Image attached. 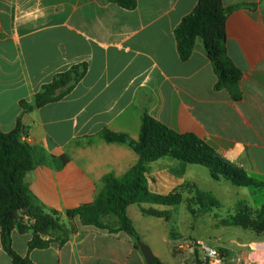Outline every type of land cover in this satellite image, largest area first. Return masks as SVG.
<instances>
[{"label":"crops","instance_id":"0c3cea01","mask_svg":"<svg viewBox=\"0 0 264 264\" xmlns=\"http://www.w3.org/2000/svg\"><path fill=\"white\" fill-rule=\"evenodd\" d=\"M198 2L137 0L136 8L128 10L109 0H0V132L13 131L21 120L37 158L41 153L70 157L63 169L41 165L27 174L40 204L60 212L76 209L95 200L106 176L122 178L139 156L101 134L108 129L138 140L144 113L178 133L199 136L264 183V0H223L227 7L242 6L228 16L226 43L230 59L243 72L239 99L228 89H216L218 77L202 39L188 60L180 57L175 31ZM75 66L87 70L68 95L25 111L23 103L34 105L44 85ZM200 167L168 157L153 162L151 189L167 194L195 185L214 195L202 188V181L212 184L202 178ZM210 178L224 184L211 173ZM184 191V199L191 198ZM252 192V198L264 202V196L259 199L264 188ZM179 206L188 211L186 204ZM151 208L169 211L170 219L146 215ZM169 208H128L139 239L163 264H203L200 252L179 250L189 236L167 227L175 215ZM144 216L147 226H142ZM31 239V233L12 234L14 251L33 264H147L125 232L84 226L79 219L63 245L29 250ZM254 245L256 240L238 244L234 262L229 248L218 249L227 250L225 264H245ZM0 264H14L1 235Z\"/></svg>","mask_w":264,"mask_h":264},{"label":"trees","instance_id":"16d2710c","mask_svg":"<svg viewBox=\"0 0 264 264\" xmlns=\"http://www.w3.org/2000/svg\"><path fill=\"white\" fill-rule=\"evenodd\" d=\"M122 8L133 10L137 0H109ZM242 6L227 7L223 0H199L195 9L186 16L175 31L180 57L186 61L192 55L197 40L202 39L218 77L216 89H228L235 99L240 98L239 83L243 72L230 59L227 43V19L233 10ZM85 66H75L58 74L51 83L42 87L35 97L34 105L23 103L25 111L41 108L63 99L86 73ZM101 137L108 143L129 145L139 156L138 163L122 178L108 175L104 178V188L90 204L65 212L49 209L39 203L31 192L26 180L27 174L41 165H52L63 169L70 161L68 155L49 156L41 153L36 157V149L26 141V132L21 120L8 133L0 132V235L4 250L14 264H33L29 256L22 257L13 249L12 234H32L29 250L45 249L53 243L60 245L69 240V228L75 219L84 226H94L110 232H125L135 242L137 231L128 215L132 205L152 204L175 207L186 204L193 217H200L215 210L226 214L220 224L264 235V205L252 207L246 201L238 202L227 209L210 192L201 191L195 185H186L167 194L155 193L151 189L153 176L149 165L162 158H172L185 164L206 167L213 179H224L237 187L264 188V183L247 175L245 170L234 166L217 150L199 136L181 134L169 126L144 113L138 140L125 134L104 130ZM184 188L191 198L184 199ZM146 215L170 219L169 211L154 208L145 210ZM116 217L115 223L107 221ZM62 234L55 236V231ZM137 249L139 247L136 245ZM226 257L227 250L220 248ZM153 264H163L156 259Z\"/></svg>","mask_w":264,"mask_h":264},{"label":"rangeland","instance_id":"374dc122","mask_svg":"<svg viewBox=\"0 0 264 264\" xmlns=\"http://www.w3.org/2000/svg\"><path fill=\"white\" fill-rule=\"evenodd\" d=\"M200 169L203 171V174L201 175L202 178L212 184L211 186L206 185L204 181H202V188L214 191V196L222 203L223 206H225V208H234L240 201L249 202L252 206H261L264 204L263 201L252 198V191H254L255 188L233 186L230 182L225 180H223L224 184H218L217 182L211 180L210 172L206 167L201 166ZM262 196L264 195L259 194V199H262ZM182 209L180 206L169 208V210H171V214L175 215L173 216V219L171 218V222L167 224V227L169 226V228L173 229L181 236H189L186 240L200 238L211 247H215L217 249L219 246L227 247L231 250L229 259L233 262L240 254L239 252L241 248L238 244H244L250 240L257 241V245L253 246L252 252H254V250H259L258 247H263L260 251L264 254V235L258 236L251 231H246L236 227L222 226L220 221L221 218L226 217L224 212L215 210L197 218L193 217L188 211L182 212ZM144 217L145 218L141 219V222L143 221L142 226H147V224H149V217ZM136 222L138 224V221Z\"/></svg>","mask_w":264,"mask_h":264},{"label":"built area","instance_id":"2783aa9c","mask_svg":"<svg viewBox=\"0 0 264 264\" xmlns=\"http://www.w3.org/2000/svg\"><path fill=\"white\" fill-rule=\"evenodd\" d=\"M178 248L180 251L187 252L194 256L200 252L203 264H225L226 257L222 252L215 247L209 246L203 240H186L179 245ZM260 248L262 249L263 247H258L259 250H254V252L248 256L247 260L243 261L242 259H238V261H243L245 264H264V254L261 253Z\"/></svg>","mask_w":264,"mask_h":264},{"label":"water","instance_id":"95a60500","mask_svg":"<svg viewBox=\"0 0 264 264\" xmlns=\"http://www.w3.org/2000/svg\"><path fill=\"white\" fill-rule=\"evenodd\" d=\"M137 246L139 247L140 251L142 252V254L144 255V258L146 260L147 264H153L156 260V257L151 249V247L143 242L141 239H138L136 241Z\"/></svg>","mask_w":264,"mask_h":264}]
</instances>
